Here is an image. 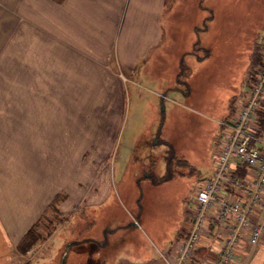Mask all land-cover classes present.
<instances>
[{
	"label": "rangeland",
	"instance_id": "rangeland-1",
	"mask_svg": "<svg viewBox=\"0 0 264 264\" xmlns=\"http://www.w3.org/2000/svg\"><path fill=\"white\" fill-rule=\"evenodd\" d=\"M19 5L0 0V129L35 124L42 148L56 130V146L71 147L72 202L83 199L61 210L68 193H59L33 225L38 240L26 252L17 246L12 264H106L95 239L159 255L162 239L188 232L197 188L213 172L220 123L244 89L255 42L264 43V0H165L161 46L122 76H69L17 28ZM80 147L89 153L77 161ZM110 154L96 174L92 157Z\"/></svg>",
	"mask_w": 264,
	"mask_h": 264
},
{
	"label": "crops",
	"instance_id": "crops-1",
	"mask_svg": "<svg viewBox=\"0 0 264 264\" xmlns=\"http://www.w3.org/2000/svg\"><path fill=\"white\" fill-rule=\"evenodd\" d=\"M22 2L25 6L17 7V28L22 26L31 32L30 35L34 37L32 49L39 40V52L43 55L46 52L49 60L70 69L69 76L84 75L86 68L122 76L124 71H136L142 61L150 57L153 49L161 46L164 34L161 14L165 9V0ZM122 100L124 112L123 91ZM3 128L0 129V264H12L19 242L59 193H68V200L62 202L61 210L71 209L83 198L78 199L77 203L72 202L71 147L56 146V130L42 136L47 139V146L42 148L41 135L36 130L39 126L16 124L12 130H8L6 125ZM9 131L14 133L9 135L14 142L6 140ZM87 153L89 150L80 147L75 160H83ZM101 157L95 155L91 159L99 166L96 174L105 161H111V154L106 160ZM59 161L61 166L57 170L56 163ZM95 193L96 199L100 200L103 189L101 192L97 189ZM182 237L162 239V248H157L159 255L156 253L154 257L152 246L146 255L115 239L95 240L106 264H167L159 251L162 249L169 255L175 253ZM218 243L217 239H203L198 251L200 260L191 264H210L216 257ZM109 248L111 256L107 254ZM236 264H264V237L258 245L244 241L237 251Z\"/></svg>",
	"mask_w": 264,
	"mask_h": 264
},
{
	"label": "built area",
	"instance_id": "built-area-1",
	"mask_svg": "<svg viewBox=\"0 0 264 264\" xmlns=\"http://www.w3.org/2000/svg\"><path fill=\"white\" fill-rule=\"evenodd\" d=\"M213 172L197 188L188 234L167 264H191L203 239H217L210 264H236L244 241L264 237V54L233 112L222 121ZM215 251V249H214Z\"/></svg>",
	"mask_w": 264,
	"mask_h": 264
},
{
	"label": "trees",
	"instance_id": "trees-1",
	"mask_svg": "<svg viewBox=\"0 0 264 264\" xmlns=\"http://www.w3.org/2000/svg\"><path fill=\"white\" fill-rule=\"evenodd\" d=\"M58 2H61L63 0H56ZM208 10V15H206L203 23L204 25H202L203 27V31L207 30V24H208V19L209 18H212V8L208 7L207 8ZM263 41H256L255 42V45H254V48L252 50V53L249 55L250 57H248V68H247V79H245L243 82H245L243 84V90L242 92L237 95L236 97V101L234 100L231 108L229 107L230 111H229V114L232 113V111L234 110L235 108V104L237 102V99L243 94L244 90L247 88L248 84L250 83V78L252 76V74L254 73V71L256 70V68L258 66H260L262 64V60H263V47H264V43L262 44ZM207 52L210 53L212 50H210V48L208 47V49L206 48ZM234 96V95H233ZM232 96V97H233ZM58 200H60V195L58 194L55 199L53 200V202L51 203L50 206H54V203H57ZM49 206V207H50ZM56 209V208H55ZM57 210V209H56ZM34 226L32 228H30L28 230V232L24 235V237L22 238V240L20 241V243L18 244V247L19 249L21 250V252H26L27 250H29L35 243L36 241L38 240V237H36V233L34 231Z\"/></svg>",
	"mask_w": 264,
	"mask_h": 264
},
{
	"label": "water",
	"instance_id": "water-1",
	"mask_svg": "<svg viewBox=\"0 0 264 264\" xmlns=\"http://www.w3.org/2000/svg\"><path fill=\"white\" fill-rule=\"evenodd\" d=\"M64 260H65V258H64ZM64 260H63V261H64Z\"/></svg>",
	"mask_w": 264,
	"mask_h": 264
}]
</instances>
